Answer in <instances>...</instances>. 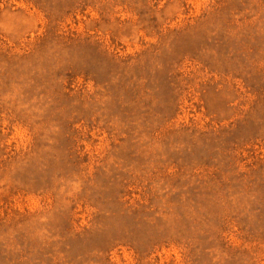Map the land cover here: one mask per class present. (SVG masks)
<instances>
[{"label":"rangeland","instance_id":"374dc122","mask_svg":"<svg viewBox=\"0 0 264 264\" xmlns=\"http://www.w3.org/2000/svg\"><path fill=\"white\" fill-rule=\"evenodd\" d=\"M0 264H264V0H0Z\"/></svg>","mask_w":264,"mask_h":264}]
</instances>
